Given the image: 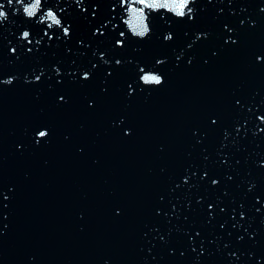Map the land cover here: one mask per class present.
I'll return each instance as SVG.
<instances>
[{"label": "water", "instance_id": "obj_1", "mask_svg": "<svg viewBox=\"0 0 264 264\" xmlns=\"http://www.w3.org/2000/svg\"><path fill=\"white\" fill-rule=\"evenodd\" d=\"M153 2L0 0V264H264V0Z\"/></svg>", "mask_w": 264, "mask_h": 264}, {"label": "clouds", "instance_id": "obj_2", "mask_svg": "<svg viewBox=\"0 0 264 264\" xmlns=\"http://www.w3.org/2000/svg\"><path fill=\"white\" fill-rule=\"evenodd\" d=\"M18 3H21L23 6V14L27 18H33L38 14V9L39 12L42 8V0H30L29 3H23V0H17ZM140 4H145L146 0H138ZM193 0H164L163 4L154 2L149 5L150 7L153 8H162L166 12L171 13L177 18H184L186 15L192 13L193 9L190 7L192 4ZM8 3L11 4L12 0H8ZM124 4L127 5V0H121V6ZM128 6V5H127ZM140 11H143L142 9ZM7 12L3 9L2 6H0V21H3L4 19L7 18ZM191 18V17H189ZM41 22L44 21H51L50 23L48 22V28H52L53 26H61L62 25V20L61 17L57 14L56 11H54L52 8H48L45 12L44 15L40 17ZM125 24V22L123 21ZM137 23L140 24V31L143 33L145 30L148 31L150 34V28L145 29L143 26V23L140 19V17H137ZM126 26V25H125ZM127 28V27H126ZM69 27H64L63 32L64 35L67 36L69 34ZM123 34V33H122ZM132 34V33H131ZM133 35V34H132ZM22 38L27 39L30 36V32L28 30H24L21 34ZM167 38H170V34ZM31 42V41H29ZM118 44L122 43V41H118ZM14 51V49H13ZM258 59H260L258 57ZM161 61H158L160 63ZM142 75L140 76L141 82L146 85V86H159L163 82V76L157 72L154 71H144L141 69ZM88 74L85 73V76ZM13 77H9L6 82H11ZM39 79V77H37ZM261 119H264V117H261ZM43 133V135H41ZM39 138H45L48 133L47 130H41L36 134Z\"/></svg>", "mask_w": 264, "mask_h": 264}, {"label": "snow or ice", "instance_id": "obj_3", "mask_svg": "<svg viewBox=\"0 0 264 264\" xmlns=\"http://www.w3.org/2000/svg\"><path fill=\"white\" fill-rule=\"evenodd\" d=\"M121 35H123V34H121ZM41 135H43V133H41Z\"/></svg>", "mask_w": 264, "mask_h": 264}]
</instances>
